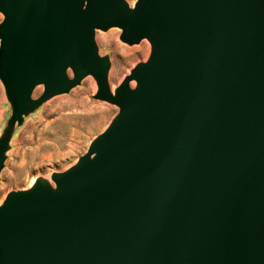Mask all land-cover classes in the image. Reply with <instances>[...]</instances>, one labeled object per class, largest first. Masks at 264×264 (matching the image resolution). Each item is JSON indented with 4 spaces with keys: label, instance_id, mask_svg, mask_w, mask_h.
Instances as JSON below:
<instances>
[{
    "label": "water",
    "instance_id": "1",
    "mask_svg": "<svg viewBox=\"0 0 264 264\" xmlns=\"http://www.w3.org/2000/svg\"><path fill=\"white\" fill-rule=\"evenodd\" d=\"M0 13V173L16 126L87 75L118 106L54 183L6 194L0 264H264V0H0ZM111 27L151 44L114 91L96 41Z\"/></svg>",
    "mask_w": 264,
    "mask_h": 264
},
{
    "label": "rangeland",
    "instance_id": "2",
    "mask_svg": "<svg viewBox=\"0 0 264 264\" xmlns=\"http://www.w3.org/2000/svg\"><path fill=\"white\" fill-rule=\"evenodd\" d=\"M2 17L0 13V21ZM121 32L120 27L96 31L100 54L111 60L109 82L113 91L137 62L147 59L151 49L148 39L135 44L122 41ZM69 74L73 76L71 70ZM97 89L96 78L87 75L69 92L47 99L16 126L0 173V203L8 192L28 188L40 176L53 182L54 172L69 168L87 152L91 141L118 112L117 105L95 97ZM43 91V84L38 85L33 97L38 98ZM10 113L11 103L0 79V137Z\"/></svg>",
    "mask_w": 264,
    "mask_h": 264
},
{
    "label": "bare ground",
    "instance_id": "3",
    "mask_svg": "<svg viewBox=\"0 0 264 264\" xmlns=\"http://www.w3.org/2000/svg\"><path fill=\"white\" fill-rule=\"evenodd\" d=\"M131 85H132V86H134V85H135V82H134V80H133V82H131ZM33 182H34V181H33ZM33 182H32V183H33Z\"/></svg>",
    "mask_w": 264,
    "mask_h": 264
}]
</instances>
